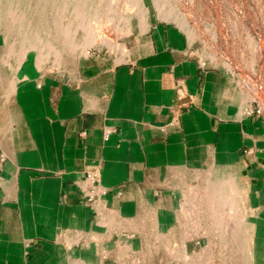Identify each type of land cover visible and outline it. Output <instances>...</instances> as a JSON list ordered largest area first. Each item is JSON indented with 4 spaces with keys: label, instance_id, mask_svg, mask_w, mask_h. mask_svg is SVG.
I'll return each mask as SVG.
<instances>
[{
    "label": "crops",
    "instance_id": "obj_1",
    "mask_svg": "<svg viewBox=\"0 0 264 264\" xmlns=\"http://www.w3.org/2000/svg\"><path fill=\"white\" fill-rule=\"evenodd\" d=\"M191 49L156 25L126 62L93 58L75 76L44 78L25 64L0 83V264H41L63 235H101L142 213L163 221L166 196L213 162L264 206V122L243 115L230 82Z\"/></svg>",
    "mask_w": 264,
    "mask_h": 264
},
{
    "label": "rangeland",
    "instance_id": "obj_2",
    "mask_svg": "<svg viewBox=\"0 0 264 264\" xmlns=\"http://www.w3.org/2000/svg\"><path fill=\"white\" fill-rule=\"evenodd\" d=\"M156 25L180 32L205 72L230 82L229 100L264 122V0H0V83L25 64L44 78L75 76L93 58L126 62ZM224 175L213 162L197 184L183 179L163 221L142 213L101 235H63L46 264H264V206Z\"/></svg>",
    "mask_w": 264,
    "mask_h": 264
},
{
    "label": "built area",
    "instance_id": "obj_3",
    "mask_svg": "<svg viewBox=\"0 0 264 264\" xmlns=\"http://www.w3.org/2000/svg\"><path fill=\"white\" fill-rule=\"evenodd\" d=\"M200 66V65H199ZM204 66V65H202ZM200 66L201 69H206L205 67ZM257 114H261L260 111L256 112ZM106 137H108V132L106 133ZM97 175L94 172H89L86 176L85 182L87 183L88 190H87V202L89 204H92L93 202L96 201L97 198V192H96V181H97Z\"/></svg>",
    "mask_w": 264,
    "mask_h": 264
},
{
    "label": "bare ground",
    "instance_id": "obj_4",
    "mask_svg": "<svg viewBox=\"0 0 264 264\" xmlns=\"http://www.w3.org/2000/svg\"><path fill=\"white\" fill-rule=\"evenodd\" d=\"M63 33H64V31H63ZM92 39V38H91ZM19 251H21V250H19ZM14 254H16V252L14 253ZM17 254H18V251H17ZM23 256V255H22ZM23 259V258H22Z\"/></svg>",
    "mask_w": 264,
    "mask_h": 264
}]
</instances>
